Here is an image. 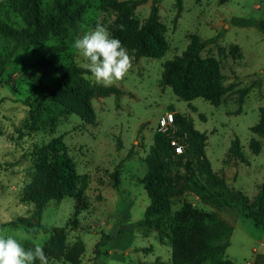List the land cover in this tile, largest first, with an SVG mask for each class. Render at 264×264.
<instances>
[{"label":"rangeland","instance_id":"1","mask_svg":"<svg viewBox=\"0 0 264 264\" xmlns=\"http://www.w3.org/2000/svg\"><path fill=\"white\" fill-rule=\"evenodd\" d=\"M43 1L49 5L55 0ZM130 1L93 0L79 18L63 23L26 49L12 52L13 42L0 36V58L5 62L4 70H0L5 82L0 87V237L12 236L26 249L35 244L44 247L49 231L60 227L65 229L67 245L79 238L86 244L82 264H153L158 259L169 264L171 244H162L155 228L145 237L141 220L151 203L143 183L150 171L147 158L157 136L176 138V114L207 135L205 151L212 169L234 192L254 200L264 188V135L252 132L253 127L264 123V33L257 27L234 26L232 22L235 18L264 20V0H183L180 14L176 0H158L160 37L166 52L161 57L139 59L127 46L128 40L148 18L153 0L142 2L128 14L125 8ZM0 17L7 22L21 20L4 12ZM97 23L112 35L118 28V39L132 58L126 76L111 85L121 94L94 97L89 112L69 102L75 107L67 113L62 104L50 100L30 109L25 101H33L44 86L56 84L70 61L87 69L73 43ZM194 34L204 40L219 36L217 43L201 53L204 59H214L223 85L229 87L218 104L202 97L191 101L178 97L174 86L179 85V76L174 86H160L164 64L182 55ZM11 76L12 84L8 80ZM82 84L98 83L88 71ZM171 114L174 127L165 131L161 120ZM56 139L67 146L77 173L88 182L86 189L79 197L49 201L38 227L10 226L12 220L31 216L34 211L33 204L21 200L23 188L34 179L51 181L48 147ZM237 140L241 149L232 154ZM40 149L48 158L41 169L33 164ZM150 190L159 191L154 186ZM180 200L199 210L217 211L236 226L227 248V256L236 264H249L254 251L264 254V231L237 208L218 210L189 192ZM179 207L176 203L172 208L176 211ZM126 213H130L129 219L116 227ZM110 235H114L113 240L100 247L102 254L95 260L97 243ZM48 264L66 263L48 259Z\"/></svg>","mask_w":264,"mask_h":264},{"label":"trees","instance_id":"2","mask_svg":"<svg viewBox=\"0 0 264 264\" xmlns=\"http://www.w3.org/2000/svg\"><path fill=\"white\" fill-rule=\"evenodd\" d=\"M144 1L147 0L130 1L125 11L131 13ZM182 2L183 0H176L177 14L182 11ZM92 3L93 0H55L49 5H45L43 0L0 2V13L4 12L9 18L11 14L21 18L7 22L0 17V36L13 42L14 45L10 48L12 52L19 48L35 46L63 23L79 18ZM159 13L158 0H153L148 18L136 35L128 40L127 46L134 49L136 59L144 56L161 57L165 54L166 47L160 37L162 25ZM232 22L234 26L257 27L264 33V20L235 18ZM113 33L112 36L118 39V28ZM218 39L219 36L204 40L196 34L192 35L191 43L183 54L164 64L160 86H174V81L179 76V85L174 86L178 97L186 101L202 97L212 104H218L222 96L229 91V87L223 85L214 59L201 57L205 48L217 43ZM4 65V60L0 58L1 71L4 70ZM86 73L88 69L70 61L56 84L52 87L44 86L33 101L28 99L25 104L33 109L50 100L55 104H62L63 110L69 113L75 107L67 104L70 102L89 112L90 101L94 97L121 94V90L115 86L83 85L82 80ZM8 80L12 84V76ZM4 83L0 77V87ZM175 117L179 126L175 137L184 145V150L178 155L171 146L170 139L161 135L156 138L151 155L147 158L150 171L143 180L151 200L144 219L141 220V224L146 228L144 236H148L150 230L155 228L160 232V242L171 244L169 264H236L227 256L234 226L217 211L199 210L180 199L184 193L189 192L199 197L203 204L218 210L225 207L237 208L244 218L264 230V188L254 200L241 192H234L226 179L212 169L205 151L207 135L196 130L192 122L184 120L179 114ZM252 132L264 135V123L260 122L253 127ZM48 149L52 163V177L49 179L51 181L34 179L23 188L21 200L33 204L34 211L31 216H20L12 220L10 226H24L26 229L38 227L42 221L43 209L49 201L61 202L65 197H79L87 187L88 182L81 179L77 173L68 148L62 140H54ZM240 149L237 140L232 145L231 153L238 154ZM46 159L48 158L40 149L33 159L35 168H43ZM153 186L159 191L152 192L150 189ZM176 203H179L180 207L174 211L172 207ZM129 217L130 213H126L124 218H119L116 227L126 222ZM49 233L50 237L43 247L48 259L63 261L66 264H82L86 252V244L82 239H76L67 245L65 229L54 227ZM113 238L114 235H110L97 243L95 260L102 254L100 247ZM39 263L38 260L35 262ZM153 264L165 262L158 259Z\"/></svg>","mask_w":264,"mask_h":264},{"label":"clouds","instance_id":"3","mask_svg":"<svg viewBox=\"0 0 264 264\" xmlns=\"http://www.w3.org/2000/svg\"><path fill=\"white\" fill-rule=\"evenodd\" d=\"M122 27V26H121ZM74 49L85 59L95 82L111 86L121 81L132 68V58L122 42L101 23L75 39ZM48 264L41 245L25 248L12 236L0 237V264Z\"/></svg>","mask_w":264,"mask_h":264},{"label":"built area","instance_id":"4","mask_svg":"<svg viewBox=\"0 0 264 264\" xmlns=\"http://www.w3.org/2000/svg\"><path fill=\"white\" fill-rule=\"evenodd\" d=\"M161 127L167 131L172 129V127H174V117L173 115H168L165 118H163L161 120ZM171 145L173 147V149L175 150L176 154H182L183 150H184V146L183 144H181L176 138H172L171 139Z\"/></svg>","mask_w":264,"mask_h":264},{"label":"crops","instance_id":"5","mask_svg":"<svg viewBox=\"0 0 264 264\" xmlns=\"http://www.w3.org/2000/svg\"><path fill=\"white\" fill-rule=\"evenodd\" d=\"M226 221H228L227 219H225ZM229 222V221H228ZM231 223V222H229ZM233 224V223H231ZM234 226V225H233ZM236 226H234L235 228ZM262 230V229H261ZM264 231V230H263ZM255 254H254V258L251 262H249V264H264V254L262 253H259L257 251H254Z\"/></svg>","mask_w":264,"mask_h":264}]
</instances>
